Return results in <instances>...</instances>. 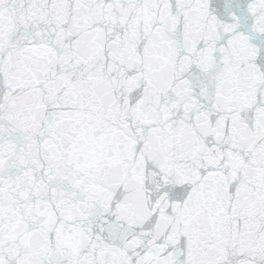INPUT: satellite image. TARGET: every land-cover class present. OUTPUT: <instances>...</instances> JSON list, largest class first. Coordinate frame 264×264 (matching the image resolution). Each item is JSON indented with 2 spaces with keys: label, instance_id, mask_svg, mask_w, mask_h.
<instances>
[{
  "label": "snow or ice",
  "instance_id": "6c2138e0",
  "mask_svg": "<svg viewBox=\"0 0 264 264\" xmlns=\"http://www.w3.org/2000/svg\"><path fill=\"white\" fill-rule=\"evenodd\" d=\"M0 264H264V0H0Z\"/></svg>",
  "mask_w": 264,
  "mask_h": 264
}]
</instances>
